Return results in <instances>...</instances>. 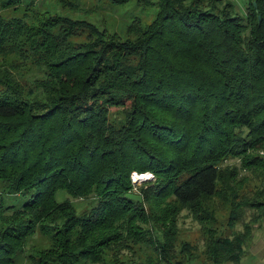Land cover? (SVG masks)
<instances>
[{
	"label": "trees",
	"instance_id": "trees-1",
	"mask_svg": "<svg viewBox=\"0 0 264 264\" xmlns=\"http://www.w3.org/2000/svg\"><path fill=\"white\" fill-rule=\"evenodd\" d=\"M155 4V17L136 24L132 37L96 32L97 43L82 47L67 43L59 23L66 17L38 20L28 55L42 70L31 89L0 71L1 191L27 196L0 204V264H14L35 230L50 245L30 264H138L131 246L153 249L156 264L238 263L247 253L264 219L263 191L237 197L247 178L223 161L238 158L249 174L264 170L254 152L264 141V0H247L243 14L228 0ZM10 23L0 21V49ZM115 106L125 108L121 124L109 121ZM135 170L154 176L137 192ZM63 196L89 204L77 213ZM224 202L226 225L243 231L208 238L202 257L186 246L183 259L171 261L179 211L205 226ZM246 208L263 214L244 223ZM151 263L145 256L140 264Z\"/></svg>",
	"mask_w": 264,
	"mask_h": 264
},
{
	"label": "rangeland",
	"instance_id": "rangeland-1",
	"mask_svg": "<svg viewBox=\"0 0 264 264\" xmlns=\"http://www.w3.org/2000/svg\"><path fill=\"white\" fill-rule=\"evenodd\" d=\"M6 0H0V4H3ZM13 2L10 5H5V7H0V21L11 22L10 27L4 28V34L6 37V42L2 43V48L0 49V71L4 70L9 72L17 83L22 87L23 92L26 93L32 87V80L36 77L34 74L40 71L35 68L34 60L36 57L32 58L28 53H30V27L37 26L38 20H46L47 18H52V21L57 16L66 17L63 23L67 31V43L74 45L76 47H82L86 44H96V40H99L97 33L104 35H109L113 38L125 39L127 37H132L134 31L136 30V24L140 23L142 26L147 25L156 15L157 8L155 7L156 0H144V3L139 4L138 0H128L122 4H114L109 0H10ZM230 1L234 9L239 13L243 14L246 6L247 0H228ZM222 5L220 4V7ZM19 22L20 31L16 30L14 36H11L9 28L14 23ZM57 24L55 28L51 31V35L58 33V29L61 24ZM67 23H70L71 27L67 28ZM41 26V25H38ZM53 26V27H54ZM14 31V29H11ZM32 34V33H31ZM38 40V37H34ZM20 47V48H19ZM14 65V66H13ZM43 66V65H42ZM44 68V66H43ZM124 107L115 106L110 108L109 111V121L115 124H121L124 121ZM264 161V141L257 147L254 151ZM223 166H236L238 177L247 178L246 184H241V189L239 193L245 195L243 199H249V196H255L254 192L260 190L263 191L264 195V170L261 173L249 174L244 170L240 169L238 158H227L223 161ZM137 174L151 173L149 171L139 172L137 170L132 171ZM131 172V174H132ZM236 174V171H234ZM152 174V173H151ZM153 176V175H152ZM131 180V175H130ZM240 180V179H239ZM149 181H154V176L151 177ZM132 183V182H131ZM142 183L138 184L137 188ZM0 183V204H22L27 196L26 195H7L1 191ZM235 188L233 191L237 190ZM133 192H137L132 188ZM233 193V192H232ZM230 191L228 197H232ZM62 192L56 194V199H61ZM63 198L73 202L77 213H81L89 204V200L78 199L66 196ZM237 199V198H236ZM230 199H228L229 201ZM237 201H234L236 203ZM225 206L218 208L215 211V219L210 220L205 226L202 223L197 222L192 218V215L186 210L181 209L177 214L176 218V230L177 235L175 240L170 244V248L167 250V257L173 262H180L185 255L186 246L188 248L187 253L194 255H200L202 257L204 246L208 238H216L219 234L223 236L229 235L233 232H242V224L236 223L233 227L226 225V218L229 214L228 203L224 202ZM214 208L219 205V198H213ZM264 210V209H263ZM244 223L249 222L253 214L263 213L259 210L253 211L251 208L244 209L243 212ZM261 223H255L256 228H254V235L252 241L247 246V253L238 263H214V264H264V247L254 251L250 250V247L257 243L260 244L264 241V219L259 220ZM248 224V223H246ZM261 224V225H260ZM1 229V226H0ZM156 233V232H155ZM160 235V234H159ZM48 235L45 236L38 230L26 238L25 247L23 249V254L15 259L14 264H30V259L39 250L46 249L50 245V240ZM264 244V242H263ZM251 245V246H250ZM132 248V258L138 263L145 261V256H150L151 261L156 264L158 261V254L154 252L153 249L143 246V247H133ZM250 250V251H249ZM181 251V252H180ZM37 252V253H38ZM127 256V255H126ZM124 255V258L126 257ZM128 258H130L128 256ZM126 258L125 260H127ZM159 264H168L161 262ZM184 264H213L203 259H195L192 261H187Z\"/></svg>",
	"mask_w": 264,
	"mask_h": 264
},
{
	"label": "built area",
	"instance_id": "built-area-1",
	"mask_svg": "<svg viewBox=\"0 0 264 264\" xmlns=\"http://www.w3.org/2000/svg\"><path fill=\"white\" fill-rule=\"evenodd\" d=\"M151 177H153L151 173L137 174L135 172H132V174H131V182H132V185H133V189L137 190L138 184L150 180Z\"/></svg>",
	"mask_w": 264,
	"mask_h": 264
},
{
	"label": "crops",
	"instance_id": "crops-1",
	"mask_svg": "<svg viewBox=\"0 0 264 264\" xmlns=\"http://www.w3.org/2000/svg\"><path fill=\"white\" fill-rule=\"evenodd\" d=\"M263 242H264V241H262L260 244H258V243H257L256 245L254 244L253 246L250 245V246H251V247H250V250H251V249H254V251H257V250L263 248V247H264ZM250 250H249V251H250Z\"/></svg>",
	"mask_w": 264,
	"mask_h": 264
}]
</instances>
